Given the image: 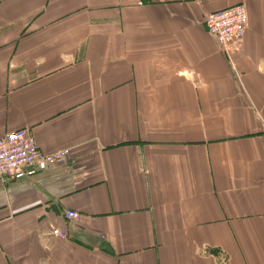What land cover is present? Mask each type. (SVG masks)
Here are the masks:
<instances>
[{"label":"crops","instance_id":"1","mask_svg":"<svg viewBox=\"0 0 264 264\" xmlns=\"http://www.w3.org/2000/svg\"><path fill=\"white\" fill-rule=\"evenodd\" d=\"M236 3L224 52L204 20ZM19 128L66 155L0 180V264H264V0H0Z\"/></svg>","mask_w":264,"mask_h":264},{"label":"built area","instance_id":"2","mask_svg":"<svg viewBox=\"0 0 264 264\" xmlns=\"http://www.w3.org/2000/svg\"><path fill=\"white\" fill-rule=\"evenodd\" d=\"M206 31L211 35L221 50L239 45L246 26V12L243 5L235 4L205 16ZM66 150L54 152L42 151L31 132L26 128L14 129L0 137V180H20L34 174L35 165L51 166L63 162ZM64 217L75 220L79 213L65 210ZM50 233L65 236L66 232L52 228Z\"/></svg>","mask_w":264,"mask_h":264},{"label":"bare ground","instance_id":"3","mask_svg":"<svg viewBox=\"0 0 264 264\" xmlns=\"http://www.w3.org/2000/svg\"><path fill=\"white\" fill-rule=\"evenodd\" d=\"M246 23H247V15H246ZM245 28H246V26H245ZM245 32V31H244ZM243 36H244V34H243ZM237 47V46H236ZM232 49V48H231Z\"/></svg>","mask_w":264,"mask_h":264},{"label":"rangeland","instance_id":"4","mask_svg":"<svg viewBox=\"0 0 264 264\" xmlns=\"http://www.w3.org/2000/svg\"><path fill=\"white\" fill-rule=\"evenodd\" d=\"M236 4H240V5H242L241 3H236ZM233 5H235V4H233ZM244 7V6H243Z\"/></svg>","mask_w":264,"mask_h":264}]
</instances>
